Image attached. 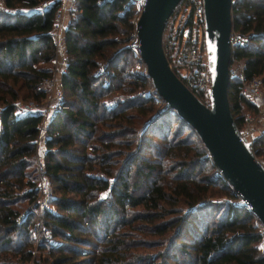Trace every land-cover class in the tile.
I'll use <instances>...</instances> for the list:
<instances>
[{
  "label": "trees",
  "instance_id": "16d2710c",
  "mask_svg": "<svg viewBox=\"0 0 264 264\" xmlns=\"http://www.w3.org/2000/svg\"><path fill=\"white\" fill-rule=\"evenodd\" d=\"M41 1L2 0L11 10L0 7V264H170L168 256L181 264L177 252L185 255L188 264H264L252 213L227 199H207L214 185L225 197L235 193L220 174H199L208 159L218 169L195 129L162 98V107L155 109L157 98L140 94L146 88L145 75L127 62V55L135 58L125 46L135 24L128 0H75L71 5L62 35L64 97L46 118L43 165L58 191L53 196L58 209L47 211L41 223L53 235L60 229L64 242L82 240L75 230L92 223L101 237L85 239L94 249L68 244L69 252L84 255L79 259L55 254L59 245L46 255L33 254L32 247L21 245L8 249L11 232L27 233L31 228L30 212L16 221L20 210L13 204L20 198L30 202L37 192L32 155L42 114H18L14 101L19 97L40 101L46 95L42 81L52 67L41 63L50 62L54 55L51 28L57 2L50 0L48 7L38 8ZM182 1L176 3L162 32L165 56L177 74V45L165 39ZM32 7L35 11L26 13ZM231 22L232 30L248 38L234 50L244 60V77L257 75L264 87V0H234ZM240 85L238 77H230L227 85L237 127L246 120L244 106L257 110L256 103L240 93ZM152 90L156 91L154 86ZM111 92L115 93L103 99ZM196 94L208 101L205 93ZM69 96L77 99L76 105L71 107L69 102L68 106ZM149 113L144 121L142 116ZM170 115L177 125L169 135L170 123L161 118ZM185 129L188 133L183 137ZM190 131L199 143H193ZM147 147L153 154L144 151ZM251 147L256 157L264 159V129L254 136ZM169 158L172 161L166 165ZM102 189L107 190L104 197L98 195ZM140 220L151 221L149 228L155 233L174 227L172 237L180 240L172 255L165 248L136 249L149 241L138 236L145 231Z\"/></svg>",
  "mask_w": 264,
  "mask_h": 264
},
{
  "label": "water",
  "instance_id": "95a60500",
  "mask_svg": "<svg viewBox=\"0 0 264 264\" xmlns=\"http://www.w3.org/2000/svg\"><path fill=\"white\" fill-rule=\"evenodd\" d=\"M178 1H144L135 22L140 60L157 93L195 129L232 191L248 201L254 215L264 223V164L255 156L252 140L241 138L227 96L234 0H203L204 42L211 61L208 104L168 65L162 47L164 25Z\"/></svg>",
  "mask_w": 264,
  "mask_h": 264
},
{
  "label": "built area",
  "instance_id": "2783aa9c",
  "mask_svg": "<svg viewBox=\"0 0 264 264\" xmlns=\"http://www.w3.org/2000/svg\"><path fill=\"white\" fill-rule=\"evenodd\" d=\"M57 2V6L54 11L53 21H52V28L51 33L54 35L55 38V50L54 55L51 57L50 61L53 65L57 64L58 61V54H64V45L62 42V30L65 28L67 24V20L63 21L65 14L68 15V10L71 5L74 4L75 0H53ZM132 2L134 7V14H133V21L136 22L140 11L143 7V3L145 0H128ZM50 4V0H42L38 4V8H46ZM176 5V4H175ZM174 5V7H175ZM0 7L3 8L5 11L11 10L7 7L2 0H0ZM173 7V9H174ZM172 9V10H173ZM26 13H32L35 11V7L25 9ZM172 12V11H171ZM170 12V13H171ZM191 14L190 17L188 14ZM168 18V17H167ZM247 36L243 33H240L236 30H230L228 41L231 49V59L236 60L239 58L235 56L234 50L238 46L245 45L247 43ZM61 41V42H60ZM166 41L171 44L177 45V50L175 54V60L177 63V70L178 73L176 74L185 82V84L196 94V92H203L208 97V90L210 87V71L209 66L211 61L207 57V52L205 49V42H204V22H203V0H183L182 6L178 10L177 15L174 19V24L172 31L166 36ZM60 42V43H59ZM125 46L129 47L133 53L140 59L139 55V46H138V39L136 35V24H134L133 36L131 39L125 43ZM142 69L141 72L145 75V80L150 85V87L141 91L143 95H151L157 99H161L160 95L157 91L153 89V83L151 77L146 73V67L142 60ZM231 62V61H230ZM168 65L171 67V63L168 62ZM53 67V66H52ZM172 68V67H171ZM244 63L240 62L239 68L229 66V76L230 77H238L241 79L240 85V93L244 95L246 98L252 100L254 103L261 105L264 107V91L261 89V81L259 76L254 75L249 78L244 77ZM54 71V69H53ZM52 71V72H53ZM103 68L100 67L98 72H102ZM55 74L51 73L46 80L50 82L54 80ZM44 79V80H45ZM197 95V94H196ZM60 94H52L48 105L46 106H38L34 104H29L26 102H21L20 100H16L14 102L16 111L18 114H26V113H41L43 116L47 114V116L51 115L53 111H56L58 108V102L60 101ZM198 96V95H197ZM203 101V100H202ZM206 104L209 103L208 101H203ZM52 111V112H51ZM247 120L249 117L247 116ZM238 132L242 139L244 140H252V130L250 129V125L247 124L243 127H237ZM36 169L38 175H40L41 181L39 182V198L36 197V202H39L42 206L45 200L50 196L45 190L44 184V168L43 163L39 158H36ZM220 173V171H219ZM221 175V173H220ZM222 176V175H221ZM44 193V196L41 198V193ZM234 199L230 200L231 204L238 205L243 207L244 209L250 211L253 215V219L257 225L258 233H259V240H258V247L260 250L264 252V223L261 222L252 212L250 208V203L236 195L233 197ZM35 200V197L33 201ZM47 208L54 213L56 210L52 206H47ZM22 212L16 216V221H19L22 218Z\"/></svg>",
  "mask_w": 264,
  "mask_h": 264
},
{
  "label": "rangeland",
  "instance_id": "374dc122",
  "mask_svg": "<svg viewBox=\"0 0 264 264\" xmlns=\"http://www.w3.org/2000/svg\"><path fill=\"white\" fill-rule=\"evenodd\" d=\"M66 16H68V15L65 14V17L63 18L64 23L68 19V17H66ZM64 29L65 28L61 29L62 30V32H61L62 35H63ZM247 42H248V40H247ZM61 43H63V42H61ZM65 60H66V54L64 53L63 55L62 54H58V61H57L56 65H53V63L51 61L50 62H46V63H41V64H44V65H49L51 67L53 66L52 67V71H53V69H54V71L51 72V73L55 74L54 75L55 77H54V80H52L51 82L49 80H46V79L42 81V85L45 87L46 95L40 101H35V100L31 99V98L24 99V98H21V97L17 98L16 100H20L21 102H26V103L34 104V105H38V106L39 105L40 106H45V105L47 106L49 101H50L51 95L53 93L54 94H58L59 93L61 95L60 96V100H62L64 95L62 94V90H61V87H60V72L65 68V65H63ZM129 61H131L130 66L133 69L141 71L142 62L140 60H138V57L136 55H135V58L133 56L131 57V56L127 55L128 64H129ZM230 61L231 62H229V66H233V67H237V68H239L240 62L244 63V60L242 58H240V57L236 58V60L232 59ZM106 83H107V81L104 84H106ZM148 87H150V85L146 81V88H148ZM260 87L264 91V87L262 85H260ZM116 91L118 92V90H116ZM112 93H115V92H111V93L107 94L106 96L103 97V99L107 100L108 95H110ZM140 94H141V92H140ZM141 95L143 96V94H141ZM67 99L69 100L68 103H67L68 106H69V102L71 104L70 105L71 107L73 105L77 104V99L75 97L69 96ZM62 105H64V104H62ZM154 105H155L154 106L155 109L158 108V107L161 108L162 105H163V102H162L161 99H156ZM256 106H257V110L256 111H253L250 108L248 109L247 107L244 106L243 110H244V113L246 115L245 117L247 118V116H248L249 119L248 120L246 119L240 125V127H243L248 122L249 125H250V129L252 130V137L253 138L262 129H264V107H262L261 105H258V104H256ZM48 113H50V112H48ZM152 113L153 112H151V114ZM47 114H44V116L42 115V120L39 122V131H38V134H37V137H36L35 151H34V153L32 155L33 162H34L35 175H36V188H37V192H36V195H35V200L33 201V199H32L30 202L27 203V201L25 199L20 198L19 200L15 201V203L13 204V205H15V206H17L19 208V210H20L19 213H21V212L23 213L22 214V218L19 221L23 220L27 216L26 214L28 212H30L31 220H30V223L28 222V227L29 228L31 227V228L29 229V231H27V233L22 232V231H13V232H11L9 234L10 235V242H9L8 249H10V247H18V246L21 245L23 248L32 247L33 254L40 253L42 255H46L50 251V248L52 246L59 245L60 249H54L55 250V252H54L55 254H71L72 255L73 252L71 253V252H69V250H67V245L68 244H70L71 246L80 247V248H82L84 250H85V248L94 249L93 246L88 245L86 243L88 241L98 240V238L101 237V236H100L99 233H97L98 231L94 229L93 223L91 222L92 224L90 226H85L84 225L85 227H82V228L78 227L77 230H75V234H77V236H79L82 240H80V241H75V240H68L67 241V240H65V242H64V240H63L64 238L62 237V234H61L62 232H61L60 229H59L60 231L58 230L56 232V234L53 235L52 231L49 228L44 227L42 225V223H41V218L42 217L45 218L44 216L47 213V211L51 212L47 208V206H50V207L53 206L55 208V210L58 209L57 205L53 201V196H54L55 193L57 194L58 191L54 188V185L48 181V178H47L46 174H44L45 175L44 176V184H45L44 187H45V190L47 191V193L48 194L50 193V196L47 198V200H45V202L43 203L42 206L40 205L39 202H36V200H37L36 197L39 198V193H38L39 182L41 181V178H42L37 173L36 158H39L41 160V162L43 163V154H44L45 149H46L45 139H46V126H47V119H46L47 117H46V115ZM151 114L149 113V114H147L145 116H142L144 121L148 117H150ZM161 119L166 124L170 123L169 124V126H170L169 135H170L172 130H174V128H176V125H177L176 121H174L173 116H171V115L170 116H164ZM190 132H191L193 141H195L193 143H199L198 142V138L196 137L197 134L196 133L194 134V132H192V131H190ZM187 133H188V130L185 129L183 131L182 136L185 137ZM149 135L153 139H157L156 137H158L155 134H152V135L149 134ZM201 145H203L202 142H201ZM144 151L148 155L153 154V149L151 147L145 148ZM78 152H79V150H78ZM204 154H206L208 156V158H209L208 153L205 152ZM257 158L264 164V159H263L262 156L257 157ZM170 161H172L170 158L167 159L165 164L168 165L170 163ZM43 168H44V165H43ZM214 172L220 174L219 170L216 171L214 167L210 166V160L208 159L206 162H204L203 168H202V170H200L199 174H214ZM168 174H170V172ZM113 179H114V177L112 175L108 176V181L112 182ZM24 187L25 186H23V188ZM23 188L18 189L17 190L18 193H21V190ZM211 190L213 191V194H212V196H207V199L210 198L212 201L218 202V201H222V200L225 201L224 199H227V201L230 202V200L234 199L233 197H225V195L224 196L220 195L219 192H218V188L215 185L212 186ZM106 194H107V190H103V189L100 190V192L98 193V195L100 197H104ZM43 196H44V193L42 192L41 193V198ZM186 209H187V206H184V210L185 211H186ZM169 215H171V214H169ZM79 221H80V223H82V222L84 223V219L83 220L80 219ZM139 222H141V223H143V225H145V226L141 225V227L145 231L138 232V236L139 237H143L145 239H149V241H146V242H148V243H146V244H148V246L142 245V246H139L136 249L137 250H141V251L142 250H144V251H157L158 249H164L165 248L164 249L165 252H169V254L172 255V253L174 252L173 251L174 244H177V242L180 240V238H178L177 236L176 237H172V235L174 233L173 232L174 231V227L168 228L164 232H161V233H155V232H151L150 231L151 229L149 227L152 224L151 221H149V220L148 221L147 220H140ZM147 222H148V224H145ZM190 235L191 234H187L188 237H191ZM85 239H87L88 241L85 240ZM155 241H160L161 243L158 244V245H155V243H154ZM62 242H63V245H60ZM90 254L91 253L85 254V255H90ZM82 256H84V255L83 254L82 255L73 254V257L77 258V259H79ZM177 256L183 260L181 262V264H188L184 254H182L180 252L179 253L177 252ZM146 260H147V258H146ZM167 260L169 262L171 261L170 264H172V263L174 264V261L169 256H168ZM158 263L160 264V262H158Z\"/></svg>",
  "mask_w": 264,
  "mask_h": 264
},
{
  "label": "crops",
  "instance_id": "0c3cea01",
  "mask_svg": "<svg viewBox=\"0 0 264 264\" xmlns=\"http://www.w3.org/2000/svg\"><path fill=\"white\" fill-rule=\"evenodd\" d=\"M66 17H68V16H66ZM63 65H65V62L63 63Z\"/></svg>",
  "mask_w": 264,
  "mask_h": 264
}]
</instances>
